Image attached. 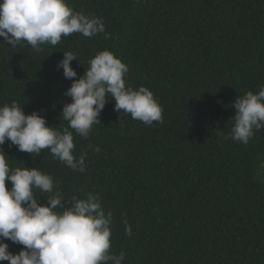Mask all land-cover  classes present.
<instances>
[{"label":"trees","instance_id":"16d2710c","mask_svg":"<svg viewBox=\"0 0 264 264\" xmlns=\"http://www.w3.org/2000/svg\"><path fill=\"white\" fill-rule=\"evenodd\" d=\"M67 3L101 18L111 38L74 33L37 52L0 37V106L16 101L47 126L66 127L72 80L57 67L63 52L76 55L78 79L107 49L127 65V85L153 92L163 123L145 125L106 97L88 138L73 131L75 154L87 152L85 173L48 149L31 155L6 140L10 166L50 174L65 202L98 194L113 214L111 251L125 253L123 264H264V129L246 145L230 138L235 99L264 86V0ZM34 191L41 203L52 195ZM3 242L13 254L24 247Z\"/></svg>","mask_w":264,"mask_h":264},{"label":"clouds","instance_id":"9594fccd","mask_svg":"<svg viewBox=\"0 0 264 264\" xmlns=\"http://www.w3.org/2000/svg\"><path fill=\"white\" fill-rule=\"evenodd\" d=\"M74 33L89 38L98 34L111 38L101 18L75 11L67 0H0V37L11 47L26 42L39 52L41 45L55 46L62 37ZM63 53L57 67L63 69L66 79L72 80L65 92L71 102L64 104L60 116L67 126H47L46 119L37 111L25 114L19 103L12 101L0 106V145L7 140L19 151L37 156L48 149L54 159L83 174L87 152L75 154L73 131L83 139L88 138L93 125L100 124L98 117L108 102L106 97L115 101L116 111L130 114L145 125L163 123V108L149 88L126 84L129 69L111 51L98 52L78 79H73L77 72L71 66L77 60L76 55L71 51ZM233 106L230 138L246 145L254 130L264 129V86L258 93L247 91L238 96ZM89 148L100 151L99 146L89 145ZM6 181L11 182L10 189ZM34 190L52 195L41 203ZM112 216L102 206L98 194L88 193L83 199L72 195L65 202L64 193L50 174L37 167H11L8 156L0 148V261L123 264L125 253L116 255L111 251ZM124 224L125 235L131 237V225L127 221ZM5 239L24 247L13 254L3 242Z\"/></svg>","mask_w":264,"mask_h":264}]
</instances>
